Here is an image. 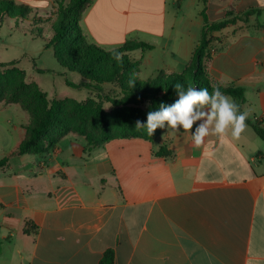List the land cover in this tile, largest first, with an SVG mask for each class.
Returning <instances> with one entry per match:
<instances>
[{
  "label": "crops",
  "instance_id": "0c3cea01",
  "mask_svg": "<svg viewBox=\"0 0 264 264\" xmlns=\"http://www.w3.org/2000/svg\"><path fill=\"white\" fill-rule=\"evenodd\" d=\"M10 1L45 12L61 0ZM203 14L236 18L212 34L206 71L243 87L241 111L264 127V0H94L80 27L107 51L152 46L131 53L144 80L185 72ZM30 123L20 104L0 103V264H101L109 252L112 264H264V141L247 123L238 140L229 131L199 148L165 127L91 151L71 133L46 155H20Z\"/></svg>",
  "mask_w": 264,
  "mask_h": 264
},
{
  "label": "trees",
  "instance_id": "16d2710c",
  "mask_svg": "<svg viewBox=\"0 0 264 264\" xmlns=\"http://www.w3.org/2000/svg\"><path fill=\"white\" fill-rule=\"evenodd\" d=\"M94 0H71L63 10L65 20H59L53 26L54 36L47 47L55 45V58L69 72L79 74L84 81L80 84L67 81V85L73 88L97 87L103 89V84H112L120 92L117 96H107L106 101L111 103L112 112H107L101 104L89 100L83 104L75 103L73 112L80 115L76 123L70 124L62 120V102L57 99L48 100L37 84H25V72L17 68L11 69L13 75L20 78L14 84V90L6 104H20L31 117L30 125L25 126L27 134L25 140L17 149L20 155H46L55 149L58 143L66 135L75 133L84 137L89 151L103 147L116 139L139 138L154 141L163 131L158 128L153 136H148L146 129H135L137 120L146 123L149 111L159 110L161 103L171 105L178 98L173 85L181 83L185 88L189 84L196 88H208L212 90L216 86L225 95L232 97L240 105L246 101V90L243 87H222L213 83L206 71V61L211 57L212 34L235 22L236 18L228 19L220 23L210 24L204 15L205 24L202 29L198 45L185 72L166 73L160 72L156 77L148 80L141 79L138 75L141 59L131 56L137 50L143 52L152 50L153 47L144 42L128 41L117 50L120 51L122 61L117 62L110 55V51L102 49L88 42L84 35L80 21L83 12L92 5ZM29 7L17 5L10 0H0V19L22 18L29 12ZM252 12L245 14L246 17ZM232 14H228L231 17ZM11 62L3 65H13ZM39 72H43L39 70ZM135 80V86H129V80ZM19 82V83H18ZM22 85V86H21ZM27 89L28 95L22 97L18 89ZM1 81H0V101ZM146 105V109L142 108ZM114 117L118 123V129L112 130L110 117ZM133 118L132 120H130ZM256 134L264 141V127L260 122H251L247 119ZM168 154L165 147L157 153L158 156ZM7 158L0 160V168L4 167ZM1 205V204H0ZM37 227L28 224L25 233L29 229ZM111 252L105 255L101 264H112Z\"/></svg>",
  "mask_w": 264,
  "mask_h": 264
},
{
  "label": "rangeland",
  "instance_id": "374dc122",
  "mask_svg": "<svg viewBox=\"0 0 264 264\" xmlns=\"http://www.w3.org/2000/svg\"><path fill=\"white\" fill-rule=\"evenodd\" d=\"M68 4L69 2L66 3L64 0L56 1L53 8L45 12H35L29 8L27 15L22 18L5 17L0 19V81L2 95L0 103H7L11 92L14 90L15 82L20 78L10 71L17 68L25 72V84H37L47 94L48 100L57 99L62 102L61 117L67 123H76L80 118L78 113L73 112L75 103L83 104L92 100L101 104L107 112H112L113 107L111 103L106 101V97L120 95L119 90L112 84H103V89L86 86L81 88L69 87L67 81L80 84L84 79L79 74L69 72L61 66L55 58V45L47 47L54 36L53 26L59 20L66 19L63 10ZM11 62L16 63L3 65ZM39 70L43 72L41 73ZM137 76L140 77V71ZM18 92L22 94V97H26L29 91L20 87ZM142 108L146 109V105ZM110 122L112 130L118 129V123L114 117H110Z\"/></svg>",
  "mask_w": 264,
  "mask_h": 264
},
{
  "label": "clouds",
  "instance_id": "9594fccd",
  "mask_svg": "<svg viewBox=\"0 0 264 264\" xmlns=\"http://www.w3.org/2000/svg\"><path fill=\"white\" fill-rule=\"evenodd\" d=\"M110 55L117 62L122 61L123 54L116 48L110 50ZM128 83L131 88L135 86L134 79ZM173 88L178 97L175 102L171 105L161 103L159 110L149 111L146 123L136 121V130L146 129L147 135L152 137L158 128L167 127L168 132L174 134L182 128L183 132L190 134L196 148L201 147L209 136L223 138L230 131L232 139L238 140L245 132L250 111H241L240 105L218 87L213 86L209 91L191 84L185 88L183 84L176 83Z\"/></svg>",
  "mask_w": 264,
  "mask_h": 264
},
{
  "label": "built area",
  "instance_id": "2783aa9c",
  "mask_svg": "<svg viewBox=\"0 0 264 264\" xmlns=\"http://www.w3.org/2000/svg\"><path fill=\"white\" fill-rule=\"evenodd\" d=\"M216 52V49L215 48H212L211 49V54L215 53Z\"/></svg>",
  "mask_w": 264,
  "mask_h": 264
}]
</instances>
